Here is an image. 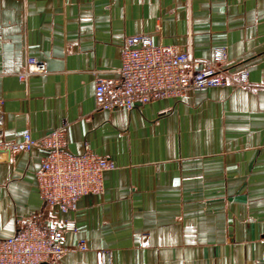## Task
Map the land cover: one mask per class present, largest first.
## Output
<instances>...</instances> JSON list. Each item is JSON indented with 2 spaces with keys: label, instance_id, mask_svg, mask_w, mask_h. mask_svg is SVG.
I'll use <instances>...</instances> for the list:
<instances>
[{
  "label": "crops",
  "instance_id": "obj_1",
  "mask_svg": "<svg viewBox=\"0 0 264 264\" xmlns=\"http://www.w3.org/2000/svg\"><path fill=\"white\" fill-rule=\"evenodd\" d=\"M141 34L202 62L222 47L230 86L98 110L94 74L116 78L122 39ZM28 57L45 73L21 81ZM0 115L5 140L65 127L66 151L115 165L59 214L36 187L44 153H11L0 239L40 217L76 226L52 264H264V0H0Z\"/></svg>",
  "mask_w": 264,
  "mask_h": 264
},
{
  "label": "built area",
  "instance_id": "obj_2",
  "mask_svg": "<svg viewBox=\"0 0 264 264\" xmlns=\"http://www.w3.org/2000/svg\"><path fill=\"white\" fill-rule=\"evenodd\" d=\"M120 65L116 78L94 74V101L98 110H131L154 101L179 100L189 92H204L230 86L225 50L213 49V61L195 59L190 51H179L171 45L155 44L152 35L126 36L119 45ZM45 73V66L33 57L26 60V69L18 74L21 81L31 75ZM245 73L236 85H244ZM66 129L56 128L41 137L28 130L17 140L2 138L0 115V161L15 152L37 149L44 153L40 168L34 173L42 204L59 214L76 211L85 196L103 192V174L115 169L106 160L85 147L81 154L66 151ZM75 223L59 226L40 217L27 220L9 238L0 239V264H52L65 251L64 234L75 231ZM85 250L83 241L77 247ZM110 251L96 253L97 264L110 260Z\"/></svg>",
  "mask_w": 264,
  "mask_h": 264
}]
</instances>
